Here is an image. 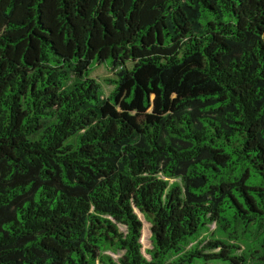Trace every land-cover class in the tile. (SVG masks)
<instances>
[{"label":"trees","instance_id":"obj_1","mask_svg":"<svg viewBox=\"0 0 264 264\" xmlns=\"http://www.w3.org/2000/svg\"><path fill=\"white\" fill-rule=\"evenodd\" d=\"M0 264H264V0H0Z\"/></svg>","mask_w":264,"mask_h":264},{"label":"rangeland","instance_id":"obj_2","mask_svg":"<svg viewBox=\"0 0 264 264\" xmlns=\"http://www.w3.org/2000/svg\"><path fill=\"white\" fill-rule=\"evenodd\" d=\"M115 72L111 71L107 67H99L94 71L92 74V77L97 79L99 83L102 85L103 90L107 97H109L112 92L114 91V86L107 82V80L114 78ZM143 222H144V231H143V252L144 254L149 257L148 250L152 249V225L150 222H148L144 216H142ZM213 230H215V227H213ZM111 256H113L116 259H121L124 256V252L119 253H110Z\"/></svg>","mask_w":264,"mask_h":264}]
</instances>
